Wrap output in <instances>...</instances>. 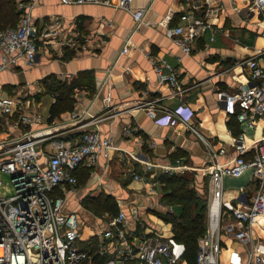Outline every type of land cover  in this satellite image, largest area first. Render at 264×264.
<instances>
[{"label":"crops","instance_id":"1","mask_svg":"<svg viewBox=\"0 0 264 264\" xmlns=\"http://www.w3.org/2000/svg\"><path fill=\"white\" fill-rule=\"evenodd\" d=\"M192 1L133 0L128 9L93 2L29 0L34 4L31 13L40 47L37 60L30 67L2 72L0 86L38 91L33 110L41 118L33 129H53V134L74 141L85 129L99 127L116 145L109 158L101 156L96 165L83 164L77 170V188L69 196L68 205L77 210L81 231L86 234L81 232L83 241L91 239L96 244L99 238L91 229L96 225L99 229L110 227L111 214L99 215L85 203L87 198L101 194L116 200L133 233H173L172 223L162 217L173 211V206L165 201L159 179L151 176L152 169L145 168L141 160H152L161 173L162 167H171L174 173L191 176L201 193L207 191L209 200V174L203 171L210 162L206 147L195 132L180 123L160 121L165 108L187 102L189 119L216 145L227 146L223 162L235 156L233 140L240 132L245 133L249 145L264 136V115L249 126L217 98L220 89L235 94L249 83L240 60L256 55L264 66V23L260 13L249 8L251 0H222L223 9L211 18L216 25L214 39L207 30L186 53L166 34L165 25L179 23L181 12ZM139 8H145L146 13L137 27L133 11ZM45 31L51 33L44 35ZM127 39L129 48L122 52ZM149 54L165 56L175 64L181 85L187 88L183 94H176L159 80ZM55 79L76 85L75 100L72 109L51 116L56 93L50 86ZM108 93L110 105L105 100ZM152 98L159 102L156 118L139 105ZM24 129L7 123L0 135L19 134ZM44 143L49 147L48 140ZM133 171L143 178H135ZM256 185L251 170L224 178L223 221L233 219L231 207L242 192L250 196ZM72 200L76 201L73 206ZM134 207L138 208L137 215L132 212ZM88 226L90 231L86 233ZM221 236L220 264H234L230 259L234 248L241 251L246 262V247L230 235ZM253 244L264 255V214L253 219ZM179 264L188 262L183 258Z\"/></svg>","mask_w":264,"mask_h":264},{"label":"built area","instance_id":"2","mask_svg":"<svg viewBox=\"0 0 264 264\" xmlns=\"http://www.w3.org/2000/svg\"><path fill=\"white\" fill-rule=\"evenodd\" d=\"M63 1L130 9L133 0ZM20 3L23 9L18 24L0 29V74L34 65L40 51L31 13L34 4L29 0ZM249 8L257 10L264 23V0H251ZM222 9V0H193L181 12V21L175 25L166 24L165 32L189 53L203 32L210 31V38L214 39L216 25L211 18ZM145 13V8L133 11L137 27ZM50 33L45 31L44 35ZM129 43L127 39L122 52L128 50ZM148 57L159 80L167 83L176 94H183L187 88L181 85L175 64L165 56L149 54ZM238 63L247 70L249 83L235 94L220 89L217 98L240 122L254 126L264 115V66L258 63L256 55ZM37 93L28 88L0 86V129H5L7 123L25 126L19 134L0 137V264H179L186 250L184 242L174 233L152 236L133 233L127 227L123 210L112 216L110 227L95 232L94 236L99 238L96 244L91 239L82 240L77 210L68 205L69 196L77 188V170L83 164L96 165L101 156L109 158L116 145L99 127L85 129L74 141L53 134V129H33L41 118L40 113L33 110ZM105 100L111 104L110 93ZM139 105L150 117H158L157 98ZM190 113L187 102L182 101L177 108H165L160 121L180 123L195 132L209 154V165L203 170L209 174V226L201 237L197 261L199 264H220L222 233L238 239L248 252V259L243 262L241 251L234 248L230 256L232 263L264 264V255L253 244V219L264 214V136L249 145L245 133L240 132L233 140L235 156L223 162L227 146L216 145L189 119ZM46 140L49 147H45ZM141 162L145 168L152 169L151 176L158 180L161 172L155 169L156 164L150 159ZM247 170L252 171L256 189L250 196L242 192L231 207L233 219L223 221L224 178L239 176ZM162 171L172 173L173 168L162 167ZM3 175L10 176L7 184ZM133 176L143 178L134 171ZM132 212L137 215L138 208L134 207Z\"/></svg>","mask_w":264,"mask_h":264},{"label":"trees","instance_id":"3","mask_svg":"<svg viewBox=\"0 0 264 264\" xmlns=\"http://www.w3.org/2000/svg\"><path fill=\"white\" fill-rule=\"evenodd\" d=\"M22 10L18 8L17 0H0V29L8 25L16 26ZM7 89L12 86L5 85ZM53 87V88H52ZM50 88L56 93V100L52 103L51 116H57L74 105V83L66 84L55 79ZM236 116V114H235ZM165 201L173 206V211L162 214L165 221L172 223L176 238L184 242L186 250L184 259L188 264H199L197 254L201 237L206 232L208 220V199L193 184V178L185 173H161L158 177ZM98 214L108 212L111 216L117 215L119 206L116 200L104 194L89 197L85 202Z\"/></svg>","mask_w":264,"mask_h":264},{"label":"rangeland","instance_id":"4","mask_svg":"<svg viewBox=\"0 0 264 264\" xmlns=\"http://www.w3.org/2000/svg\"><path fill=\"white\" fill-rule=\"evenodd\" d=\"M18 1V8H20L21 10L23 9V8H21V3H20V0H17ZM8 26H11V25H8ZM46 103L48 104V102L46 101ZM0 137H2L1 135H0ZM167 174H171V172H168ZM3 181H4V183L5 184H7L8 183V181L10 180V176H8V175H3ZM75 200H72V204H71V206H73V204H75ZM99 215H102V214H99ZM87 226V225H86ZM208 226H209V221L207 220V228H206V231H207V229H208ZM86 229H84L85 231H86V233H87V231H90V228H89V226L88 227H85ZM98 229H99V226L98 225H96L95 227H93L91 230V232H98ZM82 232V234H84L83 233V230L81 231ZM84 235H86V234H84Z\"/></svg>","mask_w":264,"mask_h":264}]
</instances>
